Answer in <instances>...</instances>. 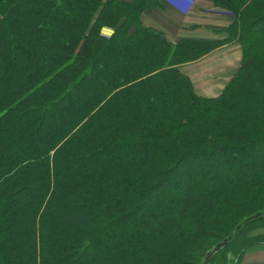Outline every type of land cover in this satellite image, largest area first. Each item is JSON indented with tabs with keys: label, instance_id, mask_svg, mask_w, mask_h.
Returning <instances> with one entry per match:
<instances>
[{
	"label": "trees",
	"instance_id": "1",
	"mask_svg": "<svg viewBox=\"0 0 264 264\" xmlns=\"http://www.w3.org/2000/svg\"><path fill=\"white\" fill-rule=\"evenodd\" d=\"M213 5L226 39L171 44L141 19L160 0H0V264H205L226 240L207 264H240L264 244V0ZM232 41L238 71L196 95L180 66Z\"/></svg>",
	"mask_w": 264,
	"mask_h": 264
},
{
	"label": "crops",
	"instance_id": "2",
	"mask_svg": "<svg viewBox=\"0 0 264 264\" xmlns=\"http://www.w3.org/2000/svg\"><path fill=\"white\" fill-rule=\"evenodd\" d=\"M130 1V0H126ZM161 7L142 13L144 25L162 33L171 44L180 40L217 42L227 38L226 28L233 16L213 5V0H160ZM111 31L104 29L105 36ZM241 48L238 42H226L200 59L180 66L190 78L196 95L218 97L240 67ZM264 244L247 249L240 264H263Z\"/></svg>",
	"mask_w": 264,
	"mask_h": 264
},
{
	"label": "water",
	"instance_id": "3",
	"mask_svg": "<svg viewBox=\"0 0 264 264\" xmlns=\"http://www.w3.org/2000/svg\"><path fill=\"white\" fill-rule=\"evenodd\" d=\"M226 243H227V240L226 241H224V242H222V243H220V244H218L208 255H207V257H206V259H205V264H207V260H208V258L212 255V254H214L215 252H217L218 250H220L223 246H225L226 245Z\"/></svg>",
	"mask_w": 264,
	"mask_h": 264
},
{
	"label": "rangeland",
	"instance_id": "4",
	"mask_svg": "<svg viewBox=\"0 0 264 264\" xmlns=\"http://www.w3.org/2000/svg\"><path fill=\"white\" fill-rule=\"evenodd\" d=\"M252 173L255 174V172H252ZM252 173H251V174H252ZM222 174H224V173H222ZM210 186H211V185H210ZM210 186H209V187H210ZM210 189H211V187H210ZM211 242H213V240H211V239L208 240V243H211ZM228 255H229V254H228ZM229 258H232V256H229Z\"/></svg>",
	"mask_w": 264,
	"mask_h": 264
}]
</instances>
